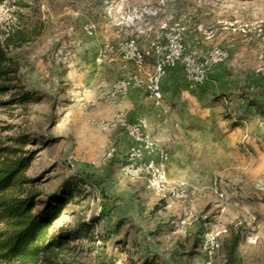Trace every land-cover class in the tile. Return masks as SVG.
<instances>
[{"label":"rangeland","instance_id":"1","mask_svg":"<svg viewBox=\"0 0 264 264\" xmlns=\"http://www.w3.org/2000/svg\"><path fill=\"white\" fill-rule=\"evenodd\" d=\"M175 23L185 28L183 56L225 49L228 60L213 69L227 77L229 86L239 81L241 89L228 93V106L208 103L204 83L195 89L185 83L180 61L161 80L162 102L166 100L184 124L191 118L195 127L207 126L214 136L230 127L225 118L242 116L247 126L238 136L251 133L260 145L264 42L255 37L254 29L264 28V0H5L0 5V37L17 29L34 34L33 41L11 49L9 57L18 66L21 85L41 99L25 108L0 106V147H18L10 139L20 134L31 138L22 149L34 152L35 159L23 176L40 177L31 189L41 193L39 199L67 181L77 184L76 204L65 206L49 233L102 216L93 228V243L70 244L76 247L67 252L71 264H128L154 255L167 264H227L225 244L234 235L239 236L237 252L243 264H264L262 147L256 146V166L248 160L235 169L222 163L192 166L202 173L193 183L171 181L167 170L168 185L162 191L124 173L131 140L116 123L131 122L120 112L113 116L106 107L132 90L150 96L145 88L113 95L111 87L133 75L147 81L154 65L148 59L143 69H137L124 47L130 40L141 49H148L151 42L165 46V36ZM198 26L214 36L205 39L196 32ZM175 81L180 90L172 88ZM252 97L262 104L256 114L246 112V100ZM7 99L8 95L0 96V101ZM240 145L245 146L241 155L252 156L247 144ZM210 153L215 155L213 163L224 154L218 148ZM13 158L2 152L0 167ZM178 185L186 199L172 196L171 189ZM206 236L215 237L218 246L210 258Z\"/></svg>","mask_w":264,"mask_h":264},{"label":"trees","instance_id":"2","mask_svg":"<svg viewBox=\"0 0 264 264\" xmlns=\"http://www.w3.org/2000/svg\"><path fill=\"white\" fill-rule=\"evenodd\" d=\"M4 1L0 0V5ZM34 39L33 33L21 29L0 37V96L8 95L7 100L0 101V106L25 108L40 102L39 97L21 85L17 77L18 66L9 57L11 49L20 48ZM220 96H215L214 101H218ZM10 140L18 147H0V155L2 152L14 155L13 159L0 167V264H71L67 261V252L76 247L70 244L82 241L93 243V228L102 216L94 217L89 222L79 221L70 228L49 233L53 223L60 219L65 206L76 204L78 186L67 181L59 190L39 199L41 193L31 189L40 177L23 176L35 159L34 152L22 149L31 138L20 134ZM25 186L29 189H24ZM238 243V235L231 236L226 242L227 264H243L237 252ZM128 264L167 263L159 261L154 255L138 262L129 261Z\"/></svg>","mask_w":264,"mask_h":264},{"label":"crops","instance_id":"3","mask_svg":"<svg viewBox=\"0 0 264 264\" xmlns=\"http://www.w3.org/2000/svg\"><path fill=\"white\" fill-rule=\"evenodd\" d=\"M240 62H243L240 60ZM217 67V66H216ZM153 69V67H152ZM171 74V73H170ZM170 74L168 76H170ZM174 76V75H172ZM227 77L222 73H216L213 69L207 75L206 82L202 85L204 89H207L209 102L213 100L215 105L224 104L228 106L231 101L228 93H236L240 87V82L235 81L229 86L227 83ZM165 83H168V81ZM247 83L251 84L250 81ZM164 86V82L162 87ZM180 90V85L175 81L172 84V88ZM221 95L218 101H214V97ZM226 96V97H225ZM228 100H227V99ZM166 99V97H165ZM166 100L161 101L159 105H155L151 97H145L141 94L139 90H132L130 93L123 98H114L109 102L106 110L113 114V116L118 115L120 112L124 115L128 121L135 122L138 119H144L147 123L146 132L152 136L160 147H162L169 155L168 159V177L169 179H184L193 183L196 176L201 177L198 172L192 169V166H207L209 164L216 165L222 163L223 166H233L240 167L242 160H248L249 164L256 166V153L258 152L257 147H262L264 149V141H259L256 144L255 139L252 135L246 134L243 137L238 136L240 129L246 127V120L239 116L237 118H232L231 116L224 119L225 123H231L230 127L223 129L219 135L214 136L209 133L207 126L196 125L192 123L191 118L189 122L184 124V119L179 120L175 112L170 111L166 105ZM244 102V101H243ZM247 103V113L256 114L259 110V106L262 104L255 97L246 100ZM165 104V105H164ZM178 116V117H177ZM247 144L249 150H253L252 156L245 158L246 154L243 153V148L240 144ZM131 146V143H130ZM214 146V147H213ZM221 149L223 151V156L219 158V161H214V156H211L210 150ZM229 153V154H228ZM227 170V168H225ZM241 171H238L239 173ZM232 173V172H230ZM229 175V173H224ZM250 175L255 177V173L250 172ZM198 178V177H197ZM247 178V177H246Z\"/></svg>","mask_w":264,"mask_h":264},{"label":"built area","instance_id":"4","mask_svg":"<svg viewBox=\"0 0 264 264\" xmlns=\"http://www.w3.org/2000/svg\"><path fill=\"white\" fill-rule=\"evenodd\" d=\"M184 31L185 28L180 23H175L170 32L165 36V46L151 42L148 49H141L138 47L136 41L130 40L124 47V50L127 51L126 58L132 61L139 70L145 67L148 59H153V73L149 75L147 81H144L138 75H133L129 79L115 81L111 87L112 94L126 95L132 88H145L151 99L154 100L155 105H159L163 99L161 80L166 72L178 65L180 61L183 64L185 83L189 89H195L205 82L211 69L228 60V52L219 47L212 48L199 57L192 55L184 57L185 48L181 44V35ZM86 32L88 35H91L92 27H86ZM196 32L203 35L205 39H211L214 36L213 31L203 29L201 26L196 28ZM241 32L243 34L246 33L245 29H241ZM254 35L257 39L264 42L263 27L255 28ZM108 52H111V49ZM259 71L264 72V66ZM116 125L122 128L131 140V147L123 167L124 173L130 178L145 179L149 187L156 191L166 189L168 185L166 166L169 155L146 132V121L138 119L135 122L128 123L122 119H118ZM144 157H147V159ZM171 192L172 196L176 199L187 198L186 192L179 185L177 188H172ZM219 196L223 197L222 194ZM214 243L215 237L206 236L205 249L209 254V258L214 248L218 247Z\"/></svg>","mask_w":264,"mask_h":264}]
</instances>
